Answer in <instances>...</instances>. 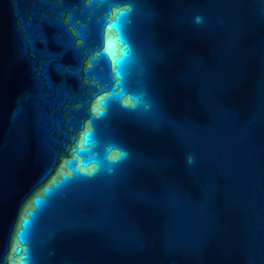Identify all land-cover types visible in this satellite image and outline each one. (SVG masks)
<instances>
[{
    "label": "water",
    "instance_id": "95a60500",
    "mask_svg": "<svg viewBox=\"0 0 264 264\" xmlns=\"http://www.w3.org/2000/svg\"><path fill=\"white\" fill-rule=\"evenodd\" d=\"M0 264H264V0H0Z\"/></svg>",
    "mask_w": 264,
    "mask_h": 264
},
{
    "label": "clouds",
    "instance_id": "9594fccd",
    "mask_svg": "<svg viewBox=\"0 0 264 264\" xmlns=\"http://www.w3.org/2000/svg\"><path fill=\"white\" fill-rule=\"evenodd\" d=\"M90 138H91V133L88 134L87 139H90ZM123 155H125V154L124 153H120V156H123Z\"/></svg>",
    "mask_w": 264,
    "mask_h": 264
}]
</instances>
